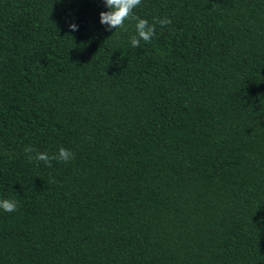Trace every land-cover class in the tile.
<instances>
[{"label":"trees","instance_id":"obj_1","mask_svg":"<svg viewBox=\"0 0 264 264\" xmlns=\"http://www.w3.org/2000/svg\"><path fill=\"white\" fill-rule=\"evenodd\" d=\"M106 11L0 0V264H264V0Z\"/></svg>","mask_w":264,"mask_h":264},{"label":"clouds","instance_id":"obj_2","mask_svg":"<svg viewBox=\"0 0 264 264\" xmlns=\"http://www.w3.org/2000/svg\"><path fill=\"white\" fill-rule=\"evenodd\" d=\"M106 7L109 11L100 13V23L106 26V30L122 29L127 31L125 27V21L132 19L135 23V35H132L130 40L133 47H139L140 41L151 42L152 38L156 34L155 26L150 25L148 20L141 19L139 16L134 15V9L141 4V0H104ZM160 25L166 26L172 21L165 17L164 19H158ZM69 27L72 30H78L76 24H70ZM35 151L31 146L25 148V152L29 153V162L43 161L47 166L51 167V160H58L67 163L74 158V153L70 150L60 147L58 154L49 156L47 153L37 152L35 156L30 155ZM17 202L10 199H0V209L4 212L12 213L17 211Z\"/></svg>","mask_w":264,"mask_h":264}]
</instances>
